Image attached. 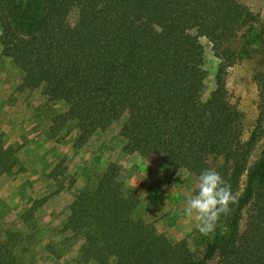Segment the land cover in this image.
<instances>
[{"label": "trees", "instance_id": "16d2710c", "mask_svg": "<svg viewBox=\"0 0 264 264\" xmlns=\"http://www.w3.org/2000/svg\"><path fill=\"white\" fill-rule=\"evenodd\" d=\"M254 22L235 0H0L2 54L26 75L25 88H42L50 100L67 105L61 125L76 122L78 145L125 117L120 134L126 153H159L170 176L185 169L198 177L214 168L237 197L195 261L184 241L172 243L134 218L137 201L123 194L119 169L111 164L95 190L79 193L69 207L65 230L83 239V262L206 264L218 256V264H264V73L255 78L258 117L246 142L243 114L226 88L227 70L236 60L253 46L264 56V24L254 28ZM201 38L218 59L207 100ZM259 141L262 154L238 196ZM16 154L0 138V174L18 166ZM248 205L247 225L239 233ZM0 264H19L2 240Z\"/></svg>", "mask_w": 264, "mask_h": 264}, {"label": "rangeland", "instance_id": "374dc122", "mask_svg": "<svg viewBox=\"0 0 264 264\" xmlns=\"http://www.w3.org/2000/svg\"><path fill=\"white\" fill-rule=\"evenodd\" d=\"M264 24V0H235ZM75 12L69 17L74 23ZM247 25L239 33H244ZM204 48L203 68L207 72L202 95L207 100L215 88L218 59L211 44ZM264 73V56L253 46L248 56L236 60L226 73L229 101L243 114L242 140L246 142L258 117L259 88L255 80ZM26 75L2 54L0 45V138L17 149L18 166L0 174V240L7 241L19 264H95L81 260L83 239H74L65 230L70 205L81 192L95 190L104 170L111 164L119 169L123 194L137 201L134 218L154 226L172 243L184 241L195 261L202 258L210 237L199 233L195 219L184 214V201L197 186V177L185 169L167 175L162 156L124 151L121 127L125 117L100 126L87 141L78 145L75 121L61 125L67 110L61 101H52L42 88H25ZM259 141L241 178L239 196L246 178L263 150ZM222 159L213 166L222 164ZM251 205L241 213L239 233L245 230ZM215 256L206 264H218Z\"/></svg>", "mask_w": 264, "mask_h": 264}, {"label": "clouds", "instance_id": "9594fccd", "mask_svg": "<svg viewBox=\"0 0 264 264\" xmlns=\"http://www.w3.org/2000/svg\"><path fill=\"white\" fill-rule=\"evenodd\" d=\"M197 181L184 201L183 211L189 219H195L200 234L211 237L221 217H228L238 201L231 185L214 168L203 169Z\"/></svg>", "mask_w": 264, "mask_h": 264}]
</instances>
